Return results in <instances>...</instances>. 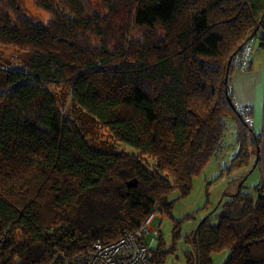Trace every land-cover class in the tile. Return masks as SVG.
Segmentation results:
<instances>
[{"label": "trees", "instance_id": "obj_1", "mask_svg": "<svg viewBox=\"0 0 264 264\" xmlns=\"http://www.w3.org/2000/svg\"><path fill=\"white\" fill-rule=\"evenodd\" d=\"M98 1L32 0L44 23L0 0V46L27 54L0 70V264H56L171 217L230 121L235 164H259L231 79L245 45H264V0ZM243 187L188 237L191 264L225 251V264H264V191ZM166 252L159 238L149 264Z\"/></svg>", "mask_w": 264, "mask_h": 264}, {"label": "rangeland", "instance_id": "obj_2", "mask_svg": "<svg viewBox=\"0 0 264 264\" xmlns=\"http://www.w3.org/2000/svg\"><path fill=\"white\" fill-rule=\"evenodd\" d=\"M94 1L95 4H99L98 0ZM24 11L34 21L46 23L50 19L48 14L35 8L32 0H24ZM259 36L264 37V31H260ZM26 59V53H22L15 48L0 46V70H14L18 66H23ZM261 93H258V98H260L258 101L261 103L258 104V107L263 112L264 96L262 98ZM260 128L262 130V126ZM97 129L99 131L101 128L97 127ZM259 130L253 131L256 136H260ZM237 139V130L234 123L230 121L228 131L222 139V151L212 157L204 171L193 179L191 193L186 197H180L177 193H173L171 200L175 202L172 216L159 214L153 219L150 227L159 231L157 236L162 239L165 250L168 251L166 252L165 264H191L188 259L193 248L188 237L197 230L201 222L213 209L216 210V213L212 216L213 224L218 223L219 215L223 212V208H219V204L228 198L227 195L236 193L240 184L237 179L242 178L243 180L248 177L244 183L243 191L249 193L264 185L263 170L260 164H256L257 159L255 157L251 159L248 165L235 164V158L240 149ZM111 143V147L115 152H132L130 148L116 144L112 140ZM207 205H209V209L204 210ZM155 238L154 232L147 234L146 238V243L150 247L153 244L154 249L158 245V242L153 243ZM230 254V251L214 254V264H225L230 258Z\"/></svg>", "mask_w": 264, "mask_h": 264}, {"label": "built area", "instance_id": "obj_3", "mask_svg": "<svg viewBox=\"0 0 264 264\" xmlns=\"http://www.w3.org/2000/svg\"><path fill=\"white\" fill-rule=\"evenodd\" d=\"M264 31V23L261 25ZM254 60V43L250 42L245 45L242 51L233 59L232 67L234 71H247ZM238 112L241 114L245 124L253 130H256V117L254 109L250 106H242L234 102ZM262 130L260 133L258 160L263 170L264 176V113L262 121ZM264 191V185L262 186ZM155 215H152L146 223L137 231L128 234L114 243H102L99 241L93 248L85 253L75 256L73 259L66 258L65 255L58 256L56 264H149L152 246H147V234L154 232L156 238L153 243L158 242L157 231L150 227ZM0 243V251L2 244Z\"/></svg>", "mask_w": 264, "mask_h": 264}, {"label": "crops", "instance_id": "obj_4", "mask_svg": "<svg viewBox=\"0 0 264 264\" xmlns=\"http://www.w3.org/2000/svg\"><path fill=\"white\" fill-rule=\"evenodd\" d=\"M256 67V68H255ZM232 93L234 99L242 106H250L254 109L257 129H260L263 120L262 109L258 107V93L264 96V45L260 46L255 53L252 67L247 72L235 71L232 74ZM264 103V102H263ZM152 249L154 246L152 244Z\"/></svg>", "mask_w": 264, "mask_h": 264}, {"label": "water", "instance_id": "obj_5", "mask_svg": "<svg viewBox=\"0 0 264 264\" xmlns=\"http://www.w3.org/2000/svg\"><path fill=\"white\" fill-rule=\"evenodd\" d=\"M257 153H259V149L257 150ZM248 179V177H246L240 184H239V187H238V190H237V194L241 191V188H242V186H243V184L245 183V181ZM227 196H235V194H232V195H227ZM201 225L202 224H200L199 225V227L197 228V230H196V233H195V238H196V236H197V232H198V230L200 229V227H201ZM197 264H198V262H197Z\"/></svg>", "mask_w": 264, "mask_h": 264}]
</instances>
